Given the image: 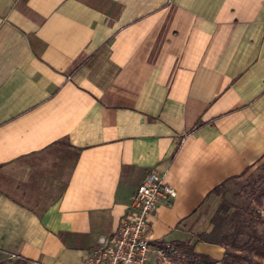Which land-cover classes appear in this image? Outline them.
Segmentation results:
<instances>
[{
	"label": "crops",
	"instance_id": "1",
	"mask_svg": "<svg viewBox=\"0 0 264 264\" xmlns=\"http://www.w3.org/2000/svg\"><path fill=\"white\" fill-rule=\"evenodd\" d=\"M263 156L264 0H0V264H81L148 169V247L218 264L187 226Z\"/></svg>",
	"mask_w": 264,
	"mask_h": 264
},
{
	"label": "rangeland",
	"instance_id": "2",
	"mask_svg": "<svg viewBox=\"0 0 264 264\" xmlns=\"http://www.w3.org/2000/svg\"><path fill=\"white\" fill-rule=\"evenodd\" d=\"M259 175L264 176V156L248 168L240 178L226 182L217 189V193H210L202 206L196 211L193 222L187 226L190 238L194 240L204 238L215 227L216 234L214 238L223 241L228 251H236L235 253L243 255L252 263L264 264V256L258 258L252 255L250 249L243 244V239L247 238L250 240L251 236L240 233L235 244H232L228 239L230 237L228 234L234 233L236 226L242 230L253 231L264 239V204H257L251 200V196L249 195L250 185ZM220 206L226 208V210L224 214L216 217L214 213L216 208ZM235 208L249 210L250 217L242 219L243 215L238 214L239 220H236V214L233 213ZM224 235L227 236L225 237ZM210 237H213V235L210 234ZM162 243L163 245L159 246V250H156V246L150 245L146 264H211L201 261L205 259H209L210 261L215 260L207 255L203 257L202 254L194 252L188 240L183 241L181 244L174 242H168V244H165L166 242ZM221 247L224 249L223 246ZM237 248L240 251L235 250ZM225 259L230 261V257L228 256ZM216 262L217 260L213 264H216ZM245 262L244 259L239 258L233 264H245ZM10 264L34 263L21 259H13Z\"/></svg>",
	"mask_w": 264,
	"mask_h": 264
},
{
	"label": "built area",
	"instance_id": "3",
	"mask_svg": "<svg viewBox=\"0 0 264 264\" xmlns=\"http://www.w3.org/2000/svg\"><path fill=\"white\" fill-rule=\"evenodd\" d=\"M174 196L173 187L155 170H146L132 193L129 213L119 219L110 235L98 237L81 264H145L150 220L158 206L170 203Z\"/></svg>",
	"mask_w": 264,
	"mask_h": 264
},
{
	"label": "trees",
	"instance_id": "4",
	"mask_svg": "<svg viewBox=\"0 0 264 264\" xmlns=\"http://www.w3.org/2000/svg\"><path fill=\"white\" fill-rule=\"evenodd\" d=\"M245 171H243L241 174L239 175H235L232 177H228L227 179L223 180L221 183H219L218 185L214 186L210 193L212 192H216L217 193V189L222 186L223 184H225L228 181L231 180H235L240 178ZM249 195L251 196V200H253L254 202H256L257 204H264V176H258L257 179H255L251 185H250V189H249ZM226 208L220 206L216 208V211L214 213V216L219 217L220 215L224 214ZM234 214H236L235 219L239 220V216L238 214H240L241 216L243 215L242 219H248V217H250V212L249 210L243 209V208H235L233 211ZM224 216V215H223ZM213 220V218H212ZM240 233H244L248 236H251V239L248 240L243 239V244L250 249L252 255L256 256V257H262L264 256V239L261 238L260 236L256 235L253 231H247V230H242L240 229L238 226H236V230L234 233L232 234H228L230 237H228V239L232 242V244H235V241L238 239V236L240 235ZM210 234L213 235V237H210ZM215 227L214 230L212 229V232L210 231V233H208V235H206V237L204 238H199L198 240H202L208 243H213V244H218L220 246H223V255L221 257L220 260H218L219 263L221 264H233L234 261H238L239 258L244 259L246 262L245 264H255L252 263L248 258H245L243 255H239L238 253L235 252H230L228 251V249L226 248L225 243H223V241L219 240V239H215ZM225 237L227 235H224ZM179 244L183 243V241L177 242ZM240 251L239 248L235 249ZM204 257V255H202ZM230 257V261H227L225 259V257ZM216 260H209V259H205L201 262L203 263H215Z\"/></svg>",
	"mask_w": 264,
	"mask_h": 264
}]
</instances>
